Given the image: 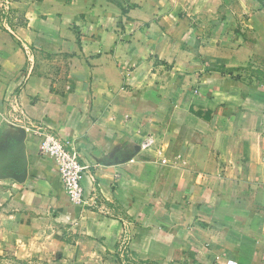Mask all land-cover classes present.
Instances as JSON below:
<instances>
[{
    "label": "crops",
    "instance_id": "obj_1",
    "mask_svg": "<svg viewBox=\"0 0 264 264\" xmlns=\"http://www.w3.org/2000/svg\"><path fill=\"white\" fill-rule=\"evenodd\" d=\"M10 2L0 135L22 126L24 168L0 191V254L264 264V0ZM39 127L75 143L88 205Z\"/></svg>",
    "mask_w": 264,
    "mask_h": 264
},
{
    "label": "built area",
    "instance_id": "obj_2",
    "mask_svg": "<svg viewBox=\"0 0 264 264\" xmlns=\"http://www.w3.org/2000/svg\"><path fill=\"white\" fill-rule=\"evenodd\" d=\"M10 4V0L4 3L0 2L3 20L8 16ZM8 30L11 33H15L12 27H8ZM42 129L41 127L38 128L43 136L39 153L54 160L64 190L70 201L81 207L88 205L83 187L85 166L81 162L75 143L71 139L62 137L52 130ZM147 145L148 143L145 144V147Z\"/></svg>",
    "mask_w": 264,
    "mask_h": 264
},
{
    "label": "rangeland",
    "instance_id": "obj_3",
    "mask_svg": "<svg viewBox=\"0 0 264 264\" xmlns=\"http://www.w3.org/2000/svg\"><path fill=\"white\" fill-rule=\"evenodd\" d=\"M7 0H0L4 3ZM12 131H6L0 135V191L6 193L8 190L6 182L18 177L23 171V151L21 140L24 129L19 124L12 125ZM13 130L17 133L14 135ZM16 137V139H15ZM0 264H11L8 257L0 254Z\"/></svg>",
    "mask_w": 264,
    "mask_h": 264
}]
</instances>
